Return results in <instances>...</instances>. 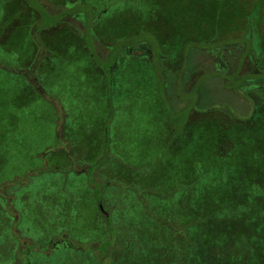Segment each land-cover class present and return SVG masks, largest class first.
I'll return each instance as SVG.
<instances>
[{
    "label": "rangeland",
    "instance_id": "rangeland-1",
    "mask_svg": "<svg viewBox=\"0 0 264 264\" xmlns=\"http://www.w3.org/2000/svg\"><path fill=\"white\" fill-rule=\"evenodd\" d=\"M156 1L0 0V199L18 218L11 222L22 220L21 242L31 241L38 249L36 264H89L75 250L44 255L46 243L62 233L83 240L95 261L99 242L109 238L105 218L112 223L108 254L114 257L127 241H136L137 248H147L144 258L158 253L153 245L161 243L165 258L172 245L169 234L148 221L136 199L150 207L154 202L157 216L176 221L175 202L181 197H187L193 213L204 210L205 219L198 223L205 230L202 240L231 248L238 264L261 263L254 244L238 242L236 236L242 231L263 242L256 245L264 251L262 214L251 212L235 225V220L214 217L212 198L242 200L250 173L264 161L256 155L253 133L261 132L264 141V131L259 125L238 131L224 150L223 129L210 120L215 110L196 102L230 103L245 118L261 106L263 98L248 90L237 95L223 89L225 79L211 76L216 66L206 49L238 44L244 48L237 50L239 73L250 75L249 51L264 50V0ZM141 39L151 44L153 57H121L122 47ZM187 51H194L198 64L184 72V84L177 80L174 97L165 87V74L159 81L155 68L160 62L167 72H177L188 63L182 58ZM222 118L228 119L217 117ZM209 181L222 189L214 192ZM174 183L190 190H170ZM3 209L0 200V261L21 264L20 252H12L16 242L5 236L13 228ZM207 244L208 250L214 246ZM22 247L21 254L28 246ZM192 248L198 254L200 245ZM221 248L216 251H225Z\"/></svg>",
    "mask_w": 264,
    "mask_h": 264
},
{
    "label": "trees",
    "instance_id": "trees-1",
    "mask_svg": "<svg viewBox=\"0 0 264 264\" xmlns=\"http://www.w3.org/2000/svg\"><path fill=\"white\" fill-rule=\"evenodd\" d=\"M160 2H161V0L156 1L157 4L159 3L158 5H160ZM137 43H139L138 44L139 45V49H138L139 53L132 52V50H130V51L127 50V47H129V45L135 44V43H130V44L122 47L123 49L120 50L122 53L121 57L126 56V55L127 56L133 55V57L134 56L136 57L137 55H134V54H138L137 57H141V58L145 57V58H147V60H148V58L153 57V51H152L153 47L151 46V44L148 41H146L145 39H141ZM141 44H142V46H141ZM131 46H133V45H131ZM193 52L194 51H187L186 54L183 53L182 58L187 59L188 63L185 64V66L182 67L180 70H177V72H171L172 74L170 72H167L166 68H164V66L160 62L157 64V66L155 68V65L152 62L153 58L151 60V66L156 69L157 79H159V81L162 80V78H164L162 76V74L163 75L165 74V78H164L165 84H166L165 87L168 88V91H169V87H170V92L172 93V95H174V97H177L178 93H177V91L175 92L176 87H174L173 91H171V88L173 86H177V88L179 87L177 80H179V82H182V84H184L186 81V78H187V75H185L184 72L187 73V71L189 72V71L193 70L195 68L196 64H198V61L195 60ZM162 54L159 53L158 56L161 58L165 57ZM92 56H93V54H92ZM186 56L188 58H186ZM93 57L95 60L97 59L98 61H101L96 55ZM166 74L168 75L167 78H166ZM212 75L217 77V78H222L224 76V75H220L217 72H213L211 74V76ZM248 76H249V74H246V76L241 77L242 79L245 78L244 79L245 84L247 83L246 78ZM170 77H173V78H170ZM208 77H209L208 75H205V78L203 81H205L206 78H208ZM170 79H172L174 82L170 83ZM231 79H232V75L230 76V79L229 80L227 79V80L230 81ZM197 92H198V90H197ZM165 96H166V93H165ZM201 97H204V96L201 95ZM166 99L168 100L167 97H166ZM202 100H203V98H201L200 100L197 99L196 104L198 106L200 105L199 108H201L202 106H205L206 108L212 109L211 111L215 110L214 116L212 118H210V120H214V123L217 124V125H215V127L219 126V127H221V129H223V131L220 132V141L222 142L223 148L225 146L230 145V142H231L230 137H232L238 131H242V132L249 131L250 128H255L258 125H259V131H264V110L260 109L261 107H264V99H263V102L260 103L261 106L257 105V107L255 108V112L253 114H251V117H247V118L243 117V115H241V116L236 115L234 113V112H236V110H235L236 107L234 108V106H231L230 103L229 104L228 103L219 104L221 106H215V102L204 104V102H201ZM168 102H169V100H168ZM171 102H173V101H171ZM173 106H174V104H173ZM236 113L239 114V112H236ZM219 115L220 116H226V117H228V119L222 118L221 120H219V119H217V117ZM167 120H168V124L170 127L171 138L174 139V137L176 136V130L174 129V127L171 123V120L169 119V115L167 117ZM254 134H255L256 142H255L253 147L256 148V153H257L256 155H257V157H259V160H260V157L263 160L264 159V141H262L260 139V136H262V133L260 132L257 134L255 131V133H253V135ZM167 141L170 142V140H168V139H167ZM226 149L227 148H224V150H226ZM258 165L259 166L257 168H254V170H256L254 172V174L250 173V175H251L250 180L245 182V184H244L245 195L242 196V198H239L242 200H237V198H233L232 197L233 195H230L229 199H226V200L225 199H218L217 200V197L212 198L213 199L212 203L214 205V208L217 209V211H218V214H216L217 216H214V217H216V218L226 217V219L235 220L234 224L237 225V223L244 221V218H246L248 216V214L252 212V213H255V215L262 214L260 217L261 218L260 220H261L262 224H264V180H263L264 179L263 178L264 177V161L260 162ZM255 174L257 175L256 178H254ZM253 181H254V183H253ZM250 183H252V184H250ZM190 185H192V184H190ZM179 186H183V188L187 189L185 191V193H187V191L190 190L189 185H186V184L178 185L176 183L173 184V187L170 190L174 189L173 191H175L177 189V187H179ZM207 186L211 187L214 192H217V191L222 189L221 184L218 182H217V184H215V182L209 181ZM251 187L256 191L252 197L250 195H248L249 189H251ZM179 190H180V188H179ZM181 194L184 196L188 195V194L185 195L182 192H181ZM241 195H242V191H241ZM177 199L178 200L175 202V205L178 208L177 211L179 212V214H178V218L176 221L172 220L171 218L167 219V217H164V216L163 217L157 216L155 214L156 205L154 202L152 203V206L150 207L148 201H145L143 199H141V200L136 199L137 203H141L145 207L144 214L147 216L148 221L151 224H155V225H156V223L158 225L160 224L159 232H161V233L168 232V234H169V241H172L170 243L172 245H170L171 250L169 252H167V254L165 255V258H163L164 256L162 255L163 245L161 243H155V245H153V246L157 247L158 253H156V254L152 253V254H150V257L146 256V258H144L145 252L147 251V248L145 246H143L142 244L137 248V246L134 243L136 241H134V242L127 241V244L125 246H123L122 248H119L118 251H116L118 254L117 253L113 254L114 257L111 254H108V250L113 244V242L108 240L110 238V231L109 230L112 229V223H110L108 221V219H106V218L104 220L106 222L105 225H106V229L108 230L107 233L109 235V238L104 240V241L99 242L100 250L97 249L98 253L96 255H94L95 257L92 255L93 258L95 259V261H92L89 253H86L87 250L83 246L84 245V243L82 242L83 240L81 241L80 239H76L75 236H73L72 234L67 235L66 233H62V234H64L63 236L59 235L63 238L62 241L65 243V245L60 244V245H58L59 246L58 248H53V249L51 248V250H50L51 252H49L46 249V250H44L46 252V253H44V255L50 256V254H53L54 251H56L59 255H61V251L64 248L65 250H67V251L70 250L71 252L73 250H75V252H79L80 255H82V256L86 255L85 257L87 258V263H89V264H206V261L209 260L210 258L213 259V261H211V264H238L237 259H236L237 257H234L231 255V252H230L231 248H229L228 249L229 251H228V250H226L225 246L224 247L222 246L223 244H217L216 242H208L206 240L208 238H206V237L204 240H202V234L205 233V230L198 227V225H199L198 223L202 219H205V217H204L205 215L202 213V211L204 212V210L199 209V210H196L195 213H193L192 208H189L190 205L187 203L188 202L187 197H181V198H177ZM0 200L3 201V206L5 208V209H3V211L5 212V216H7V214L9 215V216H7V219H8L7 221L9 223L8 226L12 225L13 222H11V221L14 220V217L12 215V210H7V208L5 207L4 204L6 202V199L1 198ZM98 203L101 204V200H99ZM205 203H207V202H205ZM258 203L262 204V206H263L262 209L260 208L259 210H257L256 206L258 205ZM100 210H103L102 212H100L101 215L104 214L103 213L104 209L100 208L98 210V212ZM254 211H256V212H254ZM141 212H142V208H141ZM99 214H98V216H99ZM182 215H183V218H182ZM21 221L22 220L19 221V224H18L19 226L21 225L20 224ZM23 221H24V219H23ZM113 223H114V221H113ZM109 227H110V229H109ZM18 231H19V228H18ZM56 231H55V233H56ZM11 232H9V234L8 233L5 234V236H8L9 238H11L9 242L15 241L16 243H18V241H20V239H21V236L17 235L19 233L16 234V233H13V232L11 233ZM20 232H21V229H20ZM60 232H64V231H60ZM57 233H59V232L57 231ZM59 236L56 238H52L50 240L51 242L49 241L46 244H51L54 240L60 239ZM210 237H211V239H213L212 235ZM236 237H237L236 240L238 242L245 240V239H249L247 241L248 244L249 245L254 244L253 247H255L256 251H258L259 255H261V263L260 264H264V251H260L261 250L260 247L258 245H256V244H262L263 242H261V241L256 242L253 238H246L242 231H240ZM132 239H134V238H132ZM94 240H97V239H94ZM93 243L96 244L98 242L93 241ZM150 243H153V242H150ZM207 243H209L210 245H214V246L210 250H208L207 249V247H208ZM225 243H228V241H225ZM193 244H194V246L200 245L198 254H197V252L194 253V248H192ZM220 245L222 248H225V251H223L224 249H222L220 247ZM249 245H247V246H249ZM250 246H252V245H250ZM217 248H221L222 251H220V250L216 251ZM37 250L38 249L33 251L34 261H32L31 264H36V262H37L36 259L39 257L38 254L36 253ZM128 250H131L132 254L128 255ZM93 252L95 254V251H93ZM87 254H88V257H87ZM211 254H212V257H211ZM109 256L112 257L111 262L109 260ZM157 256L159 257V260L156 263H152ZM61 257L62 256H60V258ZM105 259H107L108 261L104 262ZM102 260H103V262H101ZM0 264H3V263L0 262Z\"/></svg>",
    "mask_w": 264,
    "mask_h": 264
},
{
    "label": "flooded vegetation",
    "instance_id": "flooded-vegetation-1",
    "mask_svg": "<svg viewBox=\"0 0 264 264\" xmlns=\"http://www.w3.org/2000/svg\"><path fill=\"white\" fill-rule=\"evenodd\" d=\"M77 16H79L78 18L82 19V16L80 14H78ZM76 16V17H77ZM139 43H135V44H131L129 45V47H127V50L129 48H131L132 52H136L139 53L138 49H139ZM142 46V44H141ZM237 50H240L239 45L237 44H230V45H224L223 47H219L217 49H206V51L208 52L209 55V60H212V63L214 64V66H216V72L219 73L220 75H224L222 78L225 79L223 81L222 87L223 89L227 92L228 89H230L231 91H234L235 94L237 95H242V93L244 91H249L250 93L258 96L259 98H263L264 99V50H261L260 52L254 54V52L249 51V56L251 58V63L253 65V69L251 71V74L246 78V85L245 86V82L244 79H242V81L240 82L239 79L244 75L239 73V68L238 66H241V64L239 65V57L240 54L237 53ZM244 48H242L240 50L243 51ZM130 51V50H129ZM236 72V73H235ZM263 73V75H261ZM232 75V79L230 81H228V75ZM228 79V80H227ZM175 92L178 91L177 86H175ZM222 89V90H223ZM222 93V92H219ZM225 94V93H224ZM15 221L18 220L16 215H13ZM15 221H13L15 223ZM12 224V232L14 233H19L18 232V228L20 229V226L18 224ZM19 235V234H17ZM64 234H61V236H63ZM60 237V239H56L54 240L51 244H46L45 246V250L49 248V250H51V248H58V245H65V243L62 241V237ZM56 238V237H55ZM28 240H31V236L28 237ZM35 242V240H34ZM31 241H24L21 242L18 241V243H16V247L12 248V252L15 253L16 255V251L20 252V256L21 260L20 263L21 264H31L32 261H34V254L33 251L36 250V248L34 247V249H32V247L29 245L31 244ZM26 245L28 246L26 248V251H23V253L21 254V249L23 248L22 245ZM30 246V248H29ZM48 250V251H49ZM45 252V251H44ZM50 252V251H49ZM46 253V252H45ZM48 253V252H47ZM14 255V256H15ZM33 256V257H32ZM15 261L17 262L16 259L13 258V263H15ZM1 262V261H0Z\"/></svg>",
    "mask_w": 264,
    "mask_h": 264
},
{
    "label": "water",
    "instance_id": "water-1",
    "mask_svg": "<svg viewBox=\"0 0 264 264\" xmlns=\"http://www.w3.org/2000/svg\"><path fill=\"white\" fill-rule=\"evenodd\" d=\"M128 50H131V48H129Z\"/></svg>",
    "mask_w": 264,
    "mask_h": 264
}]
</instances>
